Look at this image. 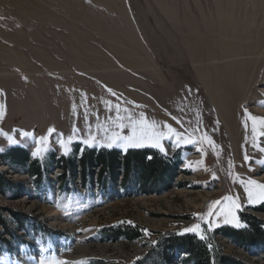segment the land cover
Segmentation results:
<instances>
[{"label": "rangeland", "instance_id": "rangeland-1", "mask_svg": "<svg viewBox=\"0 0 264 264\" xmlns=\"http://www.w3.org/2000/svg\"><path fill=\"white\" fill-rule=\"evenodd\" d=\"M0 89V177L8 183L0 208L35 218L32 229L30 220L1 237L21 253L32 244L40 251L20 264H137L147 254L148 264H202L184 250L159 252V240L179 236L201 241L211 256L264 264V249L228 232L246 229L243 215L264 221L256 210L264 202L245 192L255 191L250 180L264 184V0H0ZM116 105L121 117L143 112L148 133L165 135L159 145L145 138L142 147L112 148L166 154L176 164L169 186L127 189L122 170L113 190L96 175L82 186L70 171L61 178L57 159L74 156L76 145L107 148L114 132L130 134L116 126ZM16 148L40 174L12 162ZM196 224L199 232L184 231ZM118 225L139 236L105 234ZM10 250L0 248V264Z\"/></svg>", "mask_w": 264, "mask_h": 264}, {"label": "trees", "instance_id": "trees-1", "mask_svg": "<svg viewBox=\"0 0 264 264\" xmlns=\"http://www.w3.org/2000/svg\"><path fill=\"white\" fill-rule=\"evenodd\" d=\"M74 152L76 153L74 156H60L56 163L64 169V172L66 171L62 174L61 178L70 171L71 179H73L75 178L76 171H78L79 183L81 186L83 180L86 179V181L89 182V176L92 178V176L96 175L97 177H101L105 189L113 190L117 181L116 178L121 170L123 174L120 175L124 177L123 186L127 189H133L135 184L138 185L140 183H142L144 187H148L151 182L152 185H155L156 182H164L166 186H169L175 174V162L166 154L153 148L129 149L122 153L116 148L85 147L81 149L79 145H76ZM11 154L12 162L19 166L27 165V171L30 165H33V160L27 163V157L22 148L14 149ZM6 155L8 154L3 155V157ZM37 170L36 167L31 168L28 173L31 175L40 174V171ZM86 181L85 183H87ZM2 184L7 185L8 183L5 180H1L0 177V186H2ZM1 193H3V191H1ZM256 210H264V203L257 207ZM3 211H5V209L0 208V248L12 249L15 246H13L8 239L2 238L1 235L6 234L14 236L15 231L18 230L17 227L24 228L25 222L30 220L32 229V226L34 227L35 218L11 210H7L9 217H5ZM242 217L243 221L247 223L246 229L228 232H230L241 245L250 243L251 245L264 249V221L256 218L254 215L251 216L247 214ZM11 222L16 224L14 229L11 228ZM105 230V234L109 235L112 239H116L119 236H123L126 239H134L139 236L135 228L128 225H118ZM226 232L227 231H225V233ZM157 247H159V252H167L169 249L184 250L189 257H187V261L191 260L193 262H201L202 264H210V260L213 259V264H239L238 261L230 257L222 255L216 256L215 254L211 256L212 250L210 252L201 241H193L191 237H166L164 240H161V242L159 240ZM147 257L148 254L137 264H148L146 263L148 260Z\"/></svg>", "mask_w": 264, "mask_h": 264}, {"label": "snow or ice", "instance_id": "snow-or-ice-1", "mask_svg": "<svg viewBox=\"0 0 264 264\" xmlns=\"http://www.w3.org/2000/svg\"><path fill=\"white\" fill-rule=\"evenodd\" d=\"M107 91L114 96L116 95V93H114L111 88H108ZM188 91L191 92L190 87L188 88ZM2 93H3V90L0 89V94H2ZM259 106L264 107V103H259ZM4 107H5L4 105H0V116L4 115ZM125 111L128 112L127 109H125ZM116 112H117L116 119L118 121V123L116 125L117 128L120 130H123L125 128H129L130 134L121 135L120 132H114L110 137H108L107 142L102 146H105L109 149L116 146V147H121L124 150H127L128 148H138V147L143 146L145 138H147L149 140H155L156 144L159 145V140L161 137H163L165 135V133L163 130H160V131H154L150 135L147 131V120H146V117H145L143 112H141L139 114V118H134V115L131 112H128V114L125 117H121L119 115V113H120V106L119 105H116ZM245 113L247 114L246 109H245ZM252 119H253V121H255L257 118L252 117ZM259 119H260L261 124L264 125V117H261ZM125 120H127V123L124 122ZM181 123H183V122H181ZM217 123H219V122L217 121ZM138 128L141 129L140 135H138ZM163 128H166L167 132L169 134H173V135H176L177 137H179V133H177L176 130L171 125L165 124V125H163ZM52 131H54V129L49 130L50 133ZM255 131H256V129L254 126L253 132H255ZM24 135H27V133H25ZM262 135H264V133H262ZM43 139L44 138H41V140H43ZM69 140H70V138H69ZM94 140H95V138L92 137L90 139L84 140V143L88 146H93ZM209 143L211 144L212 141H209ZM61 145L63 147V141H61ZM0 150H2V149H0ZM161 150H163V148ZM262 150H264V149H262ZM45 151H46V149H45ZM40 152H41V148L37 147L36 150L32 153V155L35 157ZM65 154H67V151H65ZM247 159H248V157L245 156V160H247ZM248 185H252L255 187V191H253L252 187H249L247 185L245 186V192L247 194L248 200L250 202H253L254 200H259L260 202H264V184H258L256 181L250 180V181H248ZM224 199L231 201L233 208H235L237 210L241 207L239 204L236 203L235 200L232 199V197H225ZM214 203L219 205L221 202L215 201ZM221 214H223V213H221ZM211 215H212V213L209 212V216H211ZM232 220L237 221V226H239L238 218L235 215H232ZM200 229H201V225L196 224V225H194L188 229H185L184 231L197 233V232H199ZM201 238H203L202 234H201ZM40 264H45V262L41 261ZM57 264H66V262H57Z\"/></svg>", "mask_w": 264, "mask_h": 264}, {"label": "built area", "instance_id": "built-area-1", "mask_svg": "<svg viewBox=\"0 0 264 264\" xmlns=\"http://www.w3.org/2000/svg\"><path fill=\"white\" fill-rule=\"evenodd\" d=\"M74 179L78 183V185L80 186V183H79V172L78 171H76V175H75ZM32 246H33V244H32ZM32 246H31V249L28 252H26V253L25 252L21 253L19 250L12 251L11 254L9 255L10 259L13 262H20V261L24 260L27 257H30L32 260H35V258H37V257L40 258L39 250L37 248H35V247H32Z\"/></svg>", "mask_w": 264, "mask_h": 264}, {"label": "bare ground", "instance_id": "bare-ground-1", "mask_svg": "<svg viewBox=\"0 0 264 264\" xmlns=\"http://www.w3.org/2000/svg\"><path fill=\"white\" fill-rule=\"evenodd\" d=\"M235 90V89H234ZM225 109H227V108H225ZM261 109V110H260ZM259 110H260V112H263V110H264V108L262 109V108H260ZM229 117V116H228ZM231 117V116H230ZM238 118V117H237ZM236 121H239V120H236ZM240 121H242L243 122V120L241 119ZM240 123V122H239ZM243 125V124H242ZM241 125V126H242ZM235 127H236V124H235ZM229 131V130H228ZM5 168V167H4ZM3 169V168H2ZM14 175V174H13ZM15 176V175H14ZM260 177H261V175H260ZM44 210H46V209H44ZM42 211V210H41ZM50 213V212H49ZM50 215H52L51 213H50ZM49 215V216H50ZM57 222V221H56ZM59 224L61 225V226H63V227H69V228H71V229H73V227L67 222V221H62V220H60L59 221Z\"/></svg>", "mask_w": 264, "mask_h": 264}]
</instances>
